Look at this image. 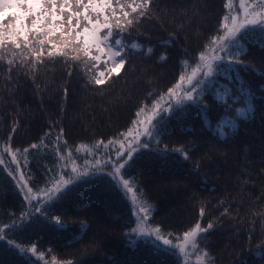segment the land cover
<instances>
[{"label":"trees","instance_id":"trees-1","mask_svg":"<svg viewBox=\"0 0 264 264\" xmlns=\"http://www.w3.org/2000/svg\"><path fill=\"white\" fill-rule=\"evenodd\" d=\"M226 2L153 0L151 18L142 20L130 36L124 33L126 41L143 47L127 49L128 63L120 76L113 75L103 85L90 83L83 67L62 57L35 69L18 64L12 73L0 62V151L5 142L13 150L29 148L27 166L23 159L20 162L34 191L48 183L49 169L60 171L54 147L60 129L64 133L60 148L67 141L80 168L94 159H100L102 165L106 154L114 158L118 144L101 146L95 157L87 155V148L100 140L106 144L134 128L139 108L150 107L177 82L185 70L183 60L198 58L228 13ZM253 39L242 41L248 48L242 59L256 72L240 74L257 90L264 84V75H260L264 73V50ZM162 54L167 59L162 60ZM214 83L223 88L229 80L221 76ZM231 87L239 95L236 85ZM243 99L240 96L232 109H226L206 95L208 118L214 125L234 116V108ZM238 123L236 134L221 140L214 127L204 126L195 109L171 117L162 134L150 142L151 148L188 147L191 159L161 161L153 152H146L130 171L136 177L133 187L152 206L150 225L182 236L197 222L202 226L211 222L214 227L205 235L215 264H264V120L258 114L254 121ZM33 143L39 148L31 149ZM81 144L85 148L77 153ZM4 156L11 159L6 153ZM51 211L61 216L66 226L62 231L39 227L15 233L18 242L26 247L34 244L38 253H45L48 264H53V258L56 264H180L178 255L158 254L150 239H136V246H129L126 234L134 224L133 207L121 191L110 186L106 176L78 182ZM25 212H29L28 204L0 166V227ZM28 256L7 255L5 264H44L35 257L29 261Z\"/></svg>","mask_w":264,"mask_h":264},{"label":"snow or ice","instance_id":"snow-or-ice-1","mask_svg":"<svg viewBox=\"0 0 264 264\" xmlns=\"http://www.w3.org/2000/svg\"><path fill=\"white\" fill-rule=\"evenodd\" d=\"M152 6L153 0H0V62L7 65L8 73H12L18 64L35 69L39 64L55 62L62 57L65 62H76L90 73V83L103 85L113 75L120 76L128 63L127 49L139 51L143 47L138 42L126 41L124 33H129L130 36L131 30L140 25L142 20L150 19ZM225 6L229 9L228 13L223 16L216 33L209 38L198 58L191 62L183 60L185 70L181 72L177 82L150 107L143 105L139 108L136 113L138 119L133 121L134 128L106 144L100 140L87 148V155L95 157L96 150L101 146L108 148L118 144L114 158L106 154L102 165L100 159H94L91 164L86 161L85 167L80 168L67 141H63V150L60 148L64 135L63 129H60L54 145L60 171L53 172L49 169L52 175L48 183L34 191V186L29 185L31 177L26 178L20 162L23 159L24 166H27L29 148H24L22 152L20 149L13 150L5 142L0 151V166L15 181L16 188L32 211L22 213L11 223L0 227V245L4 246L0 248V264H5L7 255L28 256L29 253V261L35 257L37 261L48 264L45 253H38L34 244L26 247L18 242L15 233L39 227L62 231L66 226L61 216L51 209L78 182L94 176L108 177L111 187L125 196L131 195L136 206L137 223L126 234L129 246L134 248L136 239L149 237L154 240V250L158 254L178 255L182 257L183 264H191L190 257L195 254V264H215L205 235L213 229V223L202 226L197 222L189 230H185L182 236H174L171 232L163 231L160 226L149 225L152 206L142 192L133 187L136 177L130 170L136 167L138 160L146 152H153L154 158L161 161L178 163L176 157L183 161L191 159L188 147L169 149L165 145L155 150L151 148L150 142L162 134L168 119L178 114H187L195 109L204 126L214 127L215 135L221 140L236 134L240 126L238 121H254L258 114L264 120V84L253 90L240 74L241 71L256 72L254 66L242 59L248 53V48L242 41L254 37L252 43H258L264 50V0H239L238 11L234 9L233 0H227ZM151 51L149 48L148 52ZM160 58L164 60L167 56L162 54ZM101 64L104 65V70H98ZM0 70L3 68L0 67ZM221 76L229 80V84L223 88L214 83ZM232 84L236 85L239 95L233 93ZM206 95H211L226 109H232L233 103L240 96L244 99L241 106L234 108V116L213 125L207 116L209 109L204 100ZM15 131L16 128L13 127L12 132ZM30 148L38 149L39 145L33 143ZM81 148H85V145L81 144L75 151L78 153ZM5 153L10 156V160L5 158ZM11 165H15V168ZM69 165L71 175L66 171ZM199 167L200 163L197 162L196 169L199 170ZM32 201L36 203L33 204ZM200 215H204L203 209ZM53 264H56L55 258ZM66 264H72V261H67Z\"/></svg>","mask_w":264,"mask_h":264},{"label":"rangeland","instance_id":"rangeland-1","mask_svg":"<svg viewBox=\"0 0 264 264\" xmlns=\"http://www.w3.org/2000/svg\"><path fill=\"white\" fill-rule=\"evenodd\" d=\"M233 4H234V9L238 11V10H239V9H238L239 0H233ZM83 70H84V73H85L86 78L90 81L91 74H90V73H87L86 70H85L84 68H83ZM98 70H104V65L101 64V65L99 66V69H98ZM93 71H96V69H94ZM93 83H94V82H93ZM67 173L71 175V169H70L69 166H68V168H67ZM41 195H42V194H41ZM126 197H127V199L130 201V203H131V205H132V207H133V215H134V224H133V227H135V226H136V223H137V217H136V215H135L136 206H134V204H133V202H132V200H131V195H130V194H129L128 196H126ZM23 198H24V197H23ZM26 203L28 204L27 201H26ZM32 203L35 204L36 201H32ZM28 206H29V204H28ZM30 211H32V209H31V207L29 206V212H30ZM148 224L150 225L149 221H148ZM133 227H132V228H133ZM138 239H150V240L154 241L152 238H149V237H141V238H138ZM201 247H202V245H201ZM178 257H179V259H180V264H183V259H182V257H180V256H178ZM190 261H191V264H195V254H193V255L190 257Z\"/></svg>","mask_w":264,"mask_h":264}]
</instances>
